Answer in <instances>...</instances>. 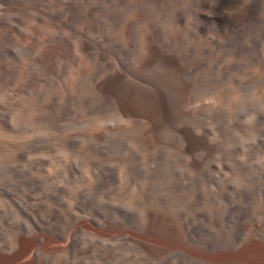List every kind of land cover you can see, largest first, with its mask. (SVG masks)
Masks as SVG:
<instances>
[{
	"label": "rangeland",
	"instance_id": "rangeland-1",
	"mask_svg": "<svg viewBox=\"0 0 264 264\" xmlns=\"http://www.w3.org/2000/svg\"><path fill=\"white\" fill-rule=\"evenodd\" d=\"M16 1H13L16 5L10 6L0 0V33L6 32L20 49L15 53L17 57L0 56V83L3 84L2 77L7 84H0V118H3L0 142L11 145L9 149L6 143H0L1 247L14 246L16 228L30 229L33 219H49L61 212V215L67 212L85 220L86 225L98 224L101 214L103 223L120 220L128 224L129 232L133 229L130 225H138L145 208L175 215L182 213L195 220L196 228L200 229L197 237L211 238L221 236L216 223L232 206L249 216L246 217L249 233L264 234V0L258 21L244 26V43L252 40L255 45L240 49L233 36H230L233 44L217 43L221 39L206 20L212 8L203 0H79L90 3L84 4L86 12L92 13V21L87 23L72 13L71 0ZM83 33L102 35L107 44L117 36L131 39L140 47L137 58L140 61L152 47L180 57V65L191 70V83L198 89L196 104L214 114L202 123L210 131L209 137L220 146L219 155L215 154L212 161L215 169H210L208 174L212 180L201 170L196 171L194 161L182 153L181 142L172 131L163 132L161 144L156 146L151 142L147 120L126 115L105 102L97 90V82L104 77L105 69L96 55L85 48ZM129 51L135 52L133 48ZM23 121L29 126L22 129L18 124ZM77 135L79 146L74 147L70 140ZM34 145L42 149L29 150L18 159L17 150L27 151ZM95 148H102L104 153L99 154ZM222 148L223 151L226 148L227 154L222 153ZM72 163L77 172L70 175ZM101 167L112 175L109 187H100ZM138 167L140 173L136 170ZM36 179L41 182L33 183ZM108 206L122 209L124 216L107 211ZM90 223L89 233L79 230L75 235L78 253L75 257L46 259L42 264H158L146 259L129 240L122 241L123 246L121 241L105 243ZM84 239L88 242L86 247ZM169 256L164 257L165 264L198 263L180 253Z\"/></svg>",
	"mask_w": 264,
	"mask_h": 264
},
{
	"label": "bare ground",
	"instance_id": "bare-ground-1",
	"mask_svg": "<svg viewBox=\"0 0 264 264\" xmlns=\"http://www.w3.org/2000/svg\"><path fill=\"white\" fill-rule=\"evenodd\" d=\"M5 1H7V3L10 6L16 5V3L13 2L16 0H5ZM70 2H72L73 6H74V7L72 6L74 8L72 13H75L78 20H82V21H84V23L92 21V13L86 12V9H84L85 5L89 6V4H90L89 2L79 1V0H71ZM203 2L206 6L212 8V12L210 14L206 15V20L209 23V25L210 24L213 25L215 32L217 33V35H219L221 40H219L217 42L218 44H220V45H226V44L229 45L231 43L233 44V42L230 38V36H233L235 38V43H237L238 49L244 48V47L246 48V47H248V45H250V46L255 45V42L252 40L249 41L247 44L244 43V37H245L244 26L249 27L258 21L257 18H258V15H259L261 7H262V0H203ZM68 4H70V3H68ZM93 5L97 6V3L94 2ZM10 11H11V9H10ZM19 11H22V10H19ZM1 12H2V10H1ZM91 12H92V10H91ZM11 16H12V14H11ZM20 19H21V17H20ZM69 24H70V22H69ZM79 24L77 26H79ZM1 27H3V26H1ZM6 28H8V27H6ZM76 31H78V30H76ZM3 33H0V56L6 57L8 55H10V56L15 55V53L20 51V49L17 47V44H16L17 41L16 42L13 41L11 39L12 37L10 38L6 32L4 34ZM93 35H88V34L86 35L83 33V34H81V36H82L81 39L83 40L85 48L90 50L91 52H93L96 55V57L103 63L104 68L103 67H101V68L105 69V74H104V77L102 76L101 80H99L97 82V85H98L97 90L100 91V93L104 97L105 102L115 106L118 110H120L122 113H124L126 115L134 116L135 118L136 117L137 118H143V119L147 120L150 123V127H151V130H150L151 142L154 143L156 146L161 144V134L163 132H165L167 130L172 131L181 142L182 153H184L185 155H187V157H189L190 159H192L194 161V167L196 168V171L201 170L203 175L206 178L212 180L213 179L212 176L209 178V176L211 174L209 176H208V174L212 171L210 169H212L214 167V164L212 163V161H213L214 155L218 153V149L220 146L217 145V143H216V141H214V139L212 140L210 138L211 136L209 137V135L207 133H209L210 131L207 132L208 129L206 131L203 127V124H204L203 120H206L205 118L208 115L211 116L212 111H208L206 109V107L205 108L200 107L198 104H196V98H197V93H198L197 90L198 89L196 90L194 83H191V80H190L191 70L187 69V67L185 68L182 65H180L181 63H180V59H179L180 57L179 56H178L179 57L178 58L174 54L166 52L165 50H162L160 48L152 47L149 50H146V58L144 60L140 61V59H137L138 55L140 53V50H139L140 47L138 48L137 44L130 41L131 39L125 40V39H123V37H121L122 39H120V36H117V37L110 39V41L108 42L109 44H107L105 42L106 39L103 38L102 35L99 37H95V35L94 36ZM259 41H261V40H259ZM41 43H43V42H41ZM23 46H25V45H23ZM131 48H133V50H135V52L134 51L130 52L129 49H131ZM27 53H28V51H27ZM8 57H7V59H8ZM8 60H11V59H8ZM1 76H3V75H1ZM9 76H11V75H8L7 77H9ZM19 76H21V75H19ZM15 77L13 76V79ZM1 80L3 81V84L2 83H0V84H2L4 86L6 84L4 82L5 79L3 80L1 77ZM16 117L18 118V116H16ZM63 118H65V117H63ZM210 118H208V120H207L208 123H209ZM2 119L3 118H0V120H2ZM13 119H15V118H13ZM207 121H205V122H207ZM18 122H19V120H18ZM65 123H67V122H65ZM14 124H16V123H14ZM27 124L28 123H24V121H23L22 124L19 123L18 125L20 126V128L23 129V127L25 125L27 127L29 126ZM35 125H36V122H35ZM13 130H14V128H13ZM9 131H12V130H9ZM12 135L14 136V134H12ZM256 135H258V134H256ZM77 137H78V135L73 136L70 140L71 145L74 147H75V145L78 144V143L76 144V142H78ZM27 139H28V136H27ZM85 141H87V140H85ZM30 142L32 143V141H30ZM217 142H219V141L217 140ZM0 143H2V141ZM5 143L6 142H4L2 144H5ZM27 143H28V141H27ZM79 144H81V143L79 142ZM93 144H95V143H93ZM256 144H258V143H256ZM31 145H33V143ZM234 145H236V144H234ZM42 146H43V144H42ZM77 146H79V145H77ZM5 147L6 148L8 147L10 149L11 145L10 144L7 145V143H6ZM22 147H24V146H22ZM67 147L68 146L66 144V148ZM222 147H223V145H222ZM28 148L29 149L27 151H25L24 149H23V151L17 150L16 155H18V157H19L18 159L22 158L26 153H28L29 150L37 151L38 149H42L41 146L36 147L35 145L30 146ZM18 149H20V148H18ZM43 149H45V148H43ZM95 149L97 150L96 152H98L101 155L104 153V150L102 148H95ZM225 150H226V148L224 149V151ZM221 151H223V148L221 149ZM224 151L222 152L223 154H225L227 152V151H225V153H224ZM237 152H235V155ZM263 152H264V150H263ZM222 153H220V154L222 155ZM230 153H232V152H230ZM9 154H11V153H9ZM68 155L66 156V158L68 157ZM217 155H219V154H217ZM11 156H12V154H11ZM87 158H89V157H87ZM93 162H94V160H93ZM111 162L113 163V161H111ZM59 165H60V163H59ZM115 165H117V164H115ZM217 166H221V165L218 164ZM68 167L69 166L67 165V168ZM95 167H97V166H95ZM69 168L71 170V171H69V169H68V171H69L68 173H70V175L72 172H74V173L77 172L76 166H74L73 163H72V166ZM213 169H215V168H213ZM216 169H219V168H216ZM98 170H100L99 167H98ZM136 170L138 173L141 172L139 167L136 168ZM217 171H219V170H217ZM46 172L47 171H45V173ZM101 173L102 174H100L99 178H98V180H100V182H99L100 187H107L109 185V183H111V181H113L112 175L110 174V171H108L104 168H102ZM219 173H220V171H219ZM199 179H201V178H199ZM42 180H44V179H42ZM38 182H41V181L36 179V181L33 183L37 184ZM117 183H118V181H117ZM201 183H202V181H201ZM209 183L212 184V182H209ZM68 184H70V183H68ZM58 185H59V183H58ZM109 186H111V185H109ZM187 186H190V184H187ZM41 188H42V186H41ZM206 188L207 187H204V189H206ZM36 189H37V187H36ZM201 189H199V190L201 191ZM110 192H112V191H110ZM197 196H199V194ZM200 198H201V196H200ZM88 199H89V197H88ZM247 200H249V199H247ZM110 202H112V201H110ZM89 204H91V202ZM232 204H230V205H232ZM228 205H227V207L230 206V205L229 206ZM249 206H251V205H249ZM254 206H255V204H254ZM248 208L249 207H247V209ZM255 208H253V209H255ZM31 209H33V208H31ZM247 209H245V210H247ZM108 210L114 211L115 213L124 216L123 210L120 208L109 207V209H107V211ZM258 210L261 213L260 209H258ZM64 211H66V210H64ZM248 211H249V209H248ZM61 213H56V214H54V217H50L49 219H46V218L44 219V218H40V217L33 219L32 228H30V229L27 227H24V226L23 227L19 226L20 228L18 230L16 228V234L14 233L15 234L14 235V237H15L14 246H10V247H6V246L1 247L0 246V264H42V260L52 259V261H54V260H61L62 258L66 260V259H69L72 256H74L75 254H78L77 250H76L77 245L75 242V235L78 233L79 230L80 231L82 230L85 233H89L90 231L88 230L89 229L88 224L90 222H88V224L86 225V221L84 220L85 221L84 222L79 217L78 218L74 217V216H72V214L67 213V212H65L66 215H61ZM97 213L99 215V212H97ZM108 213H110V212H108ZM142 213L143 214L141 215V218L138 222V225L137 224L136 225H130V227L131 226L133 227V229L130 228V230H131L130 232L127 230L128 224L126 225L125 223H123L120 220L119 221H113L112 220V221H108L107 223H103L101 214L99 215V218L101 221L97 224V222L96 223L93 222L94 220L93 221L90 220L91 222H93V223H90V225L92 224L94 226L95 229L93 231H97L98 237L100 239H102L105 243H111L112 244L114 242L121 241L120 242V245H121L122 241L129 240L130 242H132V244H135L136 247L139 248L140 251H142V253H144L143 255L146 256L145 257L146 259H148L149 261L157 262L158 264H165L167 261H166V259H164V257L165 256L167 257L169 255L173 256V254L176 255V253L186 255L191 260H195L199 264H264V234L261 235L262 234L261 232H258V233L254 232L252 234L249 233L246 230V229H248L247 227L250 224V223H248L249 220H247L246 217H249V216H246V214L244 213L243 210H238L236 207H232V206L229 207L227 209V211L224 212V214L218 218V221L216 224H217L218 229L221 231L222 234L220 237H217L214 235V237L212 236L211 238L197 237V232L198 231L200 232V229H199V227L196 228L195 220L183 216L182 213L175 215V214L166 213L165 211L162 212V211H158L156 209H150V208H145L144 210H142ZM246 213H247V211H246ZM250 213H249V215H250ZM260 213H259V216H260ZM113 215H115V214H113ZM202 216H205V215L202 214ZM255 216H257V215L255 214ZM260 217H258L259 219L258 218L257 219L260 220ZM104 218L105 217H103V219ZM251 218H250V222L253 221V219H251ZM84 219H86V218H84ZM87 220H89V219H87ZM123 221H124V219H123ZM132 221H133V219H132ZM137 221L138 220H136V222ZM23 224H24V222H23ZM252 224L255 225V223H253V222H252ZM16 227H18V226H16ZM250 227H251V225H250ZM13 229H15V228H13ZM1 231H4V229L3 230L1 229ZM92 234L93 233H91V235ZM82 235H83V232H82ZM87 235H89V234H87ZM1 236H2V233H0V237ZM95 236H96V234H95ZM81 238H82V236H81ZM83 238H85V237H83ZM85 239L83 240L84 242H85ZM86 242L84 243L85 247L87 246ZM97 242L99 244V241H97ZM127 243H124V244H127ZM99 246H100V244H99ZM99 246L97 245V247H99ZM108 246H109V244H108ZM108 246H106V248ZM117 246H119V245H117ZM121 246H123V245H121ZM104 247L105 246H103V248ZM128 247H129V244H128ZM88 248H90V247H88ZM95 248H96V245H95ZM103 248H101V249H103ZM118 248L119 247H117V249ZM85 249H84V251H85ZM117 249H116V251H117ZM97 250H99V249H97ZM136 250H134V251H136ZM137 251H139V250H137ZM140 251H139V253H140ZM81 252H83V251H81ZM81 252H79V254ZM85 252H87V250ZM136 253H138V252H136ZM94 257H96V256H94ZM107 257H108V255H107ZM120 257L118 255V258H120ZM170 257L171 256H169V258ZM75 259L76 258H74L72 261H75ZM176 259H178V258H176ZM97 260H99V259H97ZM48 261H50V260H48ZM97 263L99 264V262H97ZM174 263H175V261H174ZM198 263H196V264H198ZM65 264H66V262H65Z\"/></svg>",
	"mask_w": 264,
	"mask_h": 264
}]
</instances>
